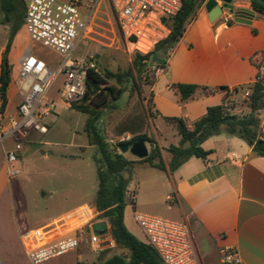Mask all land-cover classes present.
Instances as JSON below:
<instances>
[{"label":"crops","instance_id":"1","mask_svg":"<svg viewBox=\"0 0 264 264\" xmlns=\"http://www.w3.org/2000/svg\"><path fill=\"white\" fill-rule=\"evenodd\" d=\"M82 1L83 10L92 2ZM206 2L188 21L183 37L165 60L164 71L152 73L150 91L155 134L158 131L160 138L169 134L174 139L169 146L158 140L167 168L172 156L168 152L166 155L165 151L180 142L176 127L167 119H183L192 129L211 107L225 105L231 114L237 116L250 113L249 102L239 104L238 101L245 99V93L251 94L255 85L260 56L264 53V15L247 23L239 22L236 12L252 11L251 3L249 0H233L232 9H224L212 22ZM218 4L222 6L221 2ZM2 19L0 11V67L11 32L10 25L3 24ZM25 33L22 28L14 39L8 59L13 51L17 52L18 62L29 53L22 38ZM19 39H22L21 43ZM9 62L16 71L8 90L7 108L0 114V133L9 127L11 118L18 117L22 102L16 85L18 67L10 59ZM176 85H194L200 89L193 99L183 102L174 88ZM219 88L223 90L210 93V90ZM230 90L235 92L230 94ZM259 118L264 140V109L259 112ZM203 148L210 152L206 159L192 158L173 173L161 171L167 174L166 188L176 198L166 216L173 221L188 223L202 264H221L220 249L225 246L240 251L242 264H264V157L243 140L227 134L210 138ZM93 204L78 205L54 221L67 220L71 234L84 227L91 228L95 217ZM82 209L89 210L91 216L88 220L81 221L75 215ZM131 209L129 216L127 208L125 210V225L146 244L143 232L133 218V211H139L137 205ZM97 228L100 225H94L96 233L99 232ZM113 249L105 251L108 252L106 258L113 255ZM120 250L121 254L128 253ZM100 255L82 245L77 251L50 261L97 264ZM92 256L96 261L86 260Z\"/></svg>","mask_w":264,"mask_h":264},{"label":"rangeland","instance_id":"2","mask_svg":"<svg viewBox=\"0 0 264 264\" xmlns=\"http://www.w3.org/2000/svg\"><path fill=\"white\" fill-rule=\"evenodd\" d=\"M92 4L93 2H90L89 6L85 5V14L92 11ZM22 38L28 52L31 50L34 56L43 59L51 67H56L61 61L57 53L31 42L27 34ZM21 41L22 39H19L20 43ZM72 57L95 62L103 76L108 72L116 74L132 70L134 55L128 53L112 0L98 2L95 18L86 39L78 44ZM9 59L16 67L19 66L20 60L18 62L16 51L11 53ZM153 68L154 66H150L145 73L146 78L128 88L117 107L113 106L104 113L102 123L109 144H123L141 133L152 137L157 144L158 140L165 146L174 142L169 134L160 138L157 131L156 135L154 115L152 118L147 117L151 105L150 85ZM134 75L136 76L135 72ZM64 80L65 77L60 75L48 94V99L55 101V112L48 122L49 132L45 136L36 133L25 141L17 163L9 166L6 164V152L15 150L14 141L7 138L0 140L1 264H29L20 241L21 234L53 223L57 216L78 205L93 204L95 201L99 187L94 159L97 150L88 145L84 133L88 116L73 110L61 98L60 91ZM110 87L120 88L112 79L106 80L103 86ZM109 100L112 101V98ZM238 102L240 104L248 101L241 99ZM146 146L150 153V144ZM165 154L167 155V151ZM124 155L129 160H138L130 153ZM165 173L145 163H138L130 172L125 173L130 181L128 190L137 193L133 203L127 199L128 216L132 212L133 204L143 213L168 218L166 214L171 210V206L167 201L170 193L165 185ZM57 224L60 222L57 221ZM96 230L102 235L107 233L105 226ZM111 251L113 254H121L119 247ZM99 258L100 256L98 260ZM86 260L96 261V257L92 256ZM43 264H57V260Z\"/></svg>","mask_w":264,"mask_h":264},{"label":"built area","instance_id":"3","mask_svg":"<svg viewBox=\"0 0 264 264\" xmlns=\"http://www.w3.org/2000/svg\"><path fill=\"white\" fill-rule=\"evenodd\" d=\"M22 1L26 5L24 29L29 39L57 53L61 61L56 67H51L34 56L31 50L20 61L16 76L22 100L18 117L11 118L9 127L0 133V140L10 138L15 144V150L6 152L7 166L18 162L24 142L32 133L45 136L49 132L48 122L55 112V105L48 99V94L57 78L60 75L65 77L60 94L63 101L71 106L84 99L89 70L98 71L95 62L74 59L72 55L78 44L86 39L100 0L92 1L93 8L89 14L83 12L82 0ZM112 4L130 55H147L165 40L170 34L166 21L177 16L183 6L182 0H112ZM153 69L164 71V68ZM255 85L264 88V53L260 56ZM234 92L230 90V94ZM250 96L249 92L244 94L248 102ZM126 198L133 203L136 194L128 190ZM167 201L175 204L174 194L168 195ZM94 213L92 227H84L73 234L69 233L67 220H56L21 234L20 241L28 261L42 264L75 252L82 245L89 246L96 255L115 248L108 218L103 217L95 207ZM75 215L81 221L91 216L88 209H82ZM133 218L143 232L146 244L156 252L162 264H202L188 223L137 210L133 211ZM94 225L105 226L107 233H96ZM220 257L221 264H242L236 247H222Z\"/></svg>","mask_w":264,"mask_h":264},{"label":"trees","instance_id":"4","mask_svg":"<svg viewBox=\"0 0 264 264\" xmlns=\"http://www.w3.org/2000/svg\"><path fill=\"white\" fill-rule=\"evenodd\" d=\"M206 1L182 0L183 6L178 15L166 21V25L170 30L169 36L159 42L149 54H135L132 70L116 74L108 72L106 76H103L99 71L89 70L87 92L84 99L71 105L73 110L88 116L84 133L88 145L97 150L94 159L97 165L99 187L93 205L96 211L101 213L103 217L108 218L116 247L128 252L127 254H113L109 258H106L108 252H103L97 264H162L156 252L133 235L124 221L125 210L128 206L126 192L130 183L125 173L130 172L138 163L148 164L150 167L162 172L169 171L173 173L192 158L206 159L210 152L204 150L203 144L210 138L221 134L243 140L255 153L264 157V140L262 139L261 120L259 118V112L264 109V88L259 85H254L251 88L250 113L247 115H233L225 105H220L209 108L207 114L198 120L192 129L187 126L183 119H167L168 123L176 127L180 138L178 146L172 145L167 149V152L172 156L168 168L163 159L161 148L146 133H141L130 141L117 146L109 144L106 138L102 123L104 113L113 106L117 107V103L122 100L131 85H136L139 80L146 78L145 73L150 66L165 67V60L183 37L188 21ZM249 1L252 11H237V19L251 21L260 17L261 14L264 15V0ZM0 11L3 14L2 23L11 27L4 60L0 67V114H3L8 105L9 86L15 76L14 67L9 62L8 54L14 39L20 30L24 28L26 5L22 0H0ZM105 79L114 80L120 88H103L106 84ZM174 88L180 94L183 102L193 99L197 90L200 89V87L194 85H176ZM218 90H223V88L210 90V93H215ZM109 98H112V101ZM150 104L148 118H152L154 115L152 95ZM140 141L151 146L147 158L129 160L124 154L120 153V146H132Z\"/></svg>","mask_w":264,"mask_h":264},{"label":"water","instance_id":"5","mask_svg":"<svg viewBox=\"0 0 264 264\" xmlns=\"http://www.w3.org/2000/svg\"><path fill=\"white\" fill-rule=\"evenodd\" d=\"M218 2L222 3V6H219ZM233 0H208L206 2V9L210 14L211 21L218 19L224 9H232ZM239 22L247 23L246 19H239ZM122 154L130 153L132 156L139 160H143L149 156V150L144 142H136L132 146L122 145L119 148Z\"/></svg>","mask_w":264,"mask_h":264}]
</instances>
